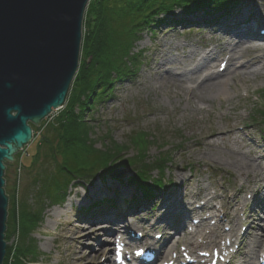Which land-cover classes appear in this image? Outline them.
I'll return each mask as SVG.
<instances>
[{"label": "rangeland", "instance_id": "374dc122", "mask_svg": "<svg viewBox=\"0 0 264 264\" xmlns=\"http://www.w3.org/2000/svg\"><path fill=\"white\" fill-rule=\"evenodd\" d=\"M231 4L232 6L237 4V8L234 7V12L232 11L228 16L225 15L222 18L224 25L207 26L200 11L186 14L185 10L175 9L172 12L174 17L181 16L188 22L176 27L161 24L152 33L142 32L139 40L133 46V52L138 54L137 61L139 63L132 70V74L114 82L110 91L107 92L109 96L93 101L88 111L82 115L85 126L90 129L91 139L96 141V148H102L110 141L125 147L117 160L111 162L112 166L132 158L137 146L129 144V137L135 132L145 133L149 136L145 153L149 162H152L156 157L168 159L161 175L155 170L150 173L151 178L162 180L163 183L160 188L155 189V195L150 200L151 202L149 204L140 202L143 201L142 199H136L134 202L132 197L135 194V187L126 183V179L130 178L133 172V166H116L113 172L119 173L121 177H113L109 174L105 177V182L100 180L103 176L96 174L91 182L83 180V182L73 183L66 190L64 199L57 204L50 203L51 196H47L48 199L44 197L42 202L45 203V210L42 221L30 234L39 252L34 264H73L77 261L79 251H82L86 257H93L92 259L96 262L103 261V264H108L104 260L108 259L110 262L112 253L105 254L104 251L100 253L94 235L86 233L85 241L80 240L79 243H74L71 239V231L75 229V225L88 229L90 225L86 224L87 217L92 218L96 211L102 208V210L107 209L108 207L104 205L109 203L94 206V209L89 207L95 201L111 199V196H114L113 199H121L122 196L119 195V192L122 187L130 193L122 202L123 204L119 205L122 210L127 208L126 205L129 202L136 204L139 201L133 207L141 205L139 208L130 209L127 216L125 215L123 218L128 224L130 222L134 224L133 229L129 230L132 233L139 232L138 234H141V231L145 229L152 236L155 233H160L163 239V229L157 226L154 228L152 224L156 217L165 211L161 206L163 197L174 191L178 194V198L179 195H183L182 199L190 201L193 207L199 206L197 209L202 212L203 216L210 213L200 209L205 201H208L207 206L212 207V214L215 212L222 221L236 213L239 222L236 232H230L229 225L224 223V229L228 228V232L234 236H237L238 230L243 232L250 229L259 235H264V214L255 207V202L264 199V191L260 189L257 193L252 192L254 183L250 181L253 176L250 175L244 179V176H238L234 167L221 159V154L217 155L220 156L219 159L213 158L211 152L209 155H207L208 153L203 154V152H207V149L198 148L199 150L195 151L194 147L195 141L202 134V127L211 123L214 128L226 131L232 123H235L239 135L236 132L229 133L224 143L228 146L233 144L243 153L248 152L251 156H255L264 167V119L260 120L257 115V111L264 112V77L255 76L254 79L251 78L246 82L236 79L231 84V89L227 90V94H222L219 91L211 92L208 94L210 97L208 103L198 104L201 110L203 107L206 108L199 112H195L184 100L185 97L198 95L197 90L187 93L180 85V88L175 85L177 89L173 84H167L165 88H158V85H154L155 79L162 75L163 71L174 73L180 69L191 70L197 63L199 65L207 63L206 67L214 65L216 68L212 70H217L221 61L225 59V55H223L225 52L221 50L222 43L237 41V38L229 34L230 27L242 25L236 24L232 18L237 12L240 13L245 9L253 10L261 23L258 28H255L256 33L259 32V28H264V0H237L232 1ZM252 13L251 16L254 14ZM84 28L82 23V34ZM252 44L249 40L245 42L247 46H253ZM215 48H218L217 52H214ZM161 58L170 61L169 63L164 62L162 68L158 66ZM245 62L246 59L237 58L234 66L238 67ZM259 65L260 63L254 64L253 68L259 67ZM153 66L157 68V71L152 69ZM206 67L199 70L196 74L197 78L205 73ZM231 70L232 67L223 73L225 77L230 76ZM261 72H264V68ZM190 84L186 82L185 85H194ZM182 86L184 85L182 84ZM68 94L64 105L53 110L40 121L33 131L31 141L13 155L12 163H8L4 186L11 200L10 203H14L16 210L12 222L14 232L5 241L11 250L10 255L12 247L19 242L20 219L18 211L20 206L25 204L29 211H36L39 202L37 194L41 189V183L34 182V179L37 175L42 177L44 175L42 171L52 173L54 168L52 161L46 158L48 154L45 155L47 153L45 144L39 148L38 158L31 162L36 150V143L41 137V139L52 141L53 146L57 145V139L53 137L51 126L56 124V119L63 113ZM233 95H236L235 98L227 102L226 100ZM231 105L236 107V111L227 112L233 120L226 122L224 117L219 114L226 113V107ZM240 139L245 141L244 144L240 143ZM222 149L224 152L227 151V149ZM56 157L57 160H60L59 155ZM177 174H181L179 178H177ZM119 179L122 181L119 182ZM227 191L234 194L227 195ZM98 192L100 195H97ZM117 204L114 209L118 207ZM235 207L237 211L234 210ZM83 208H89L91 211H81ZM223 210L228 214L226 219ZM137 211L139 213L135 217H130L131 219L128 217ZM254 212L261 219L259 226L252 218L247 220V217L253 215ZM82 214L84 216H81ZM194 219L198 220L197 217H192L191 221L188 219L185 223L192 225ZM215 219L212 215V219H207L206 224L209 226L215 224ZM99 226L98 224L94 226L98 227V232L96 231L98 234L95 233V235L101 239L103 231ZM196 234H193L194 239H199ZM112 237L110 241H112ZM250 240L251 237H245L241 251L234 258L233 264L242 261L243 253L245 257L249 255L254 257L260 252L263 244L260 247L259 244L250 246L248 244ZM218 244L219 242L216 243V245ZM110 245L111 243L109 244L111 248ZM177 246H181V243L179 242ZM204 248L206 247L198 246L196 252L205 250ZM210 248L211 246L207 248V251L210 252ZM83 263L86 262L83 261Z\"/></svg>", "mask_w": 264, "mask_h": 264}, {"label": "trees", "instance_id": "16d2710c", "mask_svg": "<svg viewBox=\"0 0 264 264\" xmlns=\"http://www.w3.org/2000/svg\"><path fill=\"white\" fill-rule=\"evenodd\" d=\"M232 1L237 0L88 1L83 17L85 30L81 39L79 66L69 88L64 111L56 119V124L51 126L57 145L53 146L52 141L40 137L31 160L33 162L38 158L39 148L45 144L47 149L45 155L48 154L46 158L53 163V172L42 171L44 175L42 177L37 175L34 179V182L41 183V189L37 194L38 208L31 212L25 204L20 206L19 242L12 247L11 255V250L6 245L2 264H34L36 262L39 252L30 234L42 221L45 210L43 198L48 199L47 196H51L50 203L57 204L64 199L66 190L73 183L83 182V180L91 182L96 174L103 176L100 180L105 182V177L111 174L116 166H133L130 178L126 179L128 185L135 187L133 200L153 198L155 189L160 188L163 183L162 180L151 178L150 173L155 170L161 175L168 159L156 157L149 162L145 154L149 136L139 132L131 134L129 144L137 146L134 155L131 159L112 166L111 162L117 160L125 147L110 141L102 148H96V141L91 139L90 129L85 126L82 115L88 111L93 101L109 96L107 92L110 91L114 82L132 74V70L139 63L138 54L133 52V46L142 32L152 33L161 24L179 26L175 23L176 18L172 13L175 9L185 10L186 14L200 11L201 17L209 25L217 26L218 17L221 18L222 23V18L225 15L228 16L233 8L237 7V4L232 6ZM182 22L180 25L188 21L182 20ZM257 115L260 120L264 119V112L261 110L257 111ZM28 124L34 131L35 126L32 123ZM57 155L60 156V160L56 159ZM7 167L8 164L5 165L3 175L5 184ZM4 192L7 194L5 186ZM10 201L8 196L5 241L14 232L12 222L16 210L14 203L11 204ZM107 202V199L98 200L89 208L92 209L94 206Z\"/></svg>", "mask_w": 264, "mask_h": 264}, {"label": "bare ground", "instance_id": "6f19581e", "mask_svg": "<svg viewBox=\"0 0 264 264\" xmlns=\"http://www.w3.org/2000/svg\"><path fill=\"white\" fill-rule=\"evenodd\" d=\"M237 8V7H236ZM86 9V8H85ZM234 12V11H233ZM254 14H253V13ZM232 13V11H231ZM251 13L253 14L251 16ZM186 16V15H185ZM187 17V16H186ZM233 20L236 22V24H242V25H235L230 27V35H233L235 38H237V41L231 42L226 41L222 43L221 50L225 52V64L226 66L222 69L218 70H212L216 68L213 66H207L206 64L199 65L198 63L194 65V67L191 70H185L180 69L178 72H167L163 71L162 75H160L157 79H155V84L158 85V88H165L167 84H173L179 87V85L183 88L184 91L188 92H195L198 91V95L194 97H185L186 104L193 108V110L196 112L203 111L206 109L203 107L201 110V107H198V104L208 103L210 101V97L208 94L214 91H219L222 94H227V90L231 89V84L236 81V79L243 80L246 82L247 80H250L251 78L254 79L255 76H263L264 72H261V70L264 68V48H261L257 45L255 46H247L245 45V42H248V39L252 37V34L255 32V28H258L260 26V20L257 18L256 13L251 9H245L242 12H237L234 16H232ZM221 18L218 17L216 22L217 25H221ZM175 23L178 25L182 24V17L178 16L175 19ZM185 21V20H184ZM224 25V24H222ZM260 44V43H257ZM220 46V45H219ZM81 47V44H80ZM218 48H215L214 52H217ZM239 59H246V62L243 64L238 65V67L234 66L235 60ZM213 59V58H212ZM165 63H169L170 61L165 60L164 58H161V62L158 65L162 68V65ZM259 67H254L253 65L259 64ZM203 67H206L205 73L201 75V77L197 78V73L199 70H203ZM230 67H232V70L230 71V76L227 78L225 77V74H223L226 70H228ZM155 71H157L156 67H152ZM187 83H191L190 85L193 86H187L185 85ZM182 84L184 86H182ZM175 86V88H176ZM180 88V87H179ZM177 89V88H176ZM175 89V90H176ZM235 89V88H234ZM237 90V89H235ZM238 91V90H237ZM236 96V95H235ZM233 95L230 99H227L226 101L229 102L233 98H235ZM226 113H221L222 117L226 120V122H229L233 120V118L227 113L229 111L233 112L236 111V107L228 106L226 107ZM230 112V113H231ZM235 114V113H234ZM239 135L238 133V127L235 125V123H232L231 126L227 128L226 131L222 129H216L212 124H208L204 127H202V134L201 136L195 141L194 147L195 151L199 150L198 148H204L207 149V152H203V154L209 155L211 152V155L213 158L219 159L222 155L221 159H224V162L232 167L235 168V172H237L238 176H244V179H247L250 175L253 176V179L250 182H253L254 188L252 192L257 193L260 189L264 191V167L262 166L261 162L258 158L255 156H251L248 152H242L237 147H235L233 144L231 146H228L224 143L226 140V136L229 133H235ZM244 140L240 139V143L244 144ZM197 148V149H196ZM227 149L226 152L223 151V149ZM180 155H182L180 153ZM263 171V172H261ZM257 172H259L257 174ZM179 175L177 174V178H179ZM181 177V176H180ZM186 180V179H184ZM248 181V180H247ZM243 192V191H242ZM227 195H233L234 193H231V191L226 192ZM129 191L126 188H121L119 195L122 196V198L113 199L114 196H111V199H107L109 204L104 205L107 206V209H100L96 211L94 216L90 218L89 216L86 219V224H89V228H80L74 226L75 229L71 231V239L74 243H79L80 240H86V233H90L94 235V240L97 243V247L100 250L105 252V254H108L112 251L114 247V241L115 238L118 237L119 241H121L122 246L129 250V252L136 251L139 254H145L147 251L148 253H151V260L150 263H147L146 260H143L140 262V264H155L159 257L160 259H167L164 256L162 258V255L164 254V251L169 248L168 256H174L178 257V254L181 253L180 251H183L186 253V257H190L191 255L195 254L196 248L198 246L206 247L204 249L207 250L208 247L211 246L210 250L214 253L209 254L208 260H201L199 258H196L195 264H218L220 261V258L222 256V250L224 249V246L226 243L224 242V239H227V241L230 242V244H234L235 241L238 242V246L236 249H234V245L229 246L231 247V251H234L235 254H239L241 251V246H243V242L245 237L249 236L251 237L250 242L248 243L250 246H255L256 244H259V247L263 244L264 245V235H259L256 232L253 231V229H250L249 231L244 230L243 232H240L238 230L237 236H234V234H231L230 232H236V228L238 225V219L236 217V213H233L230 218L226 219V211L223 210L225 215V221H222L218 216H216V213L214 212L212 214V207L207 206V202L203 204L201 210L209 211L210 216H203L201 211H198L199 206L193 207L190 201L183 200V195H179L176 192L172 191L168 193L165 197H163L161 206L165 209V211L156 217L154 223L152 226L154 228L157 226L158 228L163 229V239L162 236L158 239L152 237L150 232L143 229L141 232V235H138L139 232L132 233L129 231L130 229H133L132 226L134 225L132 222L129 224L123 219L124 216L130 211V209L139 208L141 205H137L136 207H133L139 201H137L136 204H132L136 202H129L127 208L125 210H122L119 205L124 201V199L129 195ZM97 195H100L99 192ZM135 195V194H134ZM133 195V196H134ZM206 195H208L206 193ZM205 195V196H206ZM116 197V196H115ZM133 198V197H132ZM150 200H143L140 202H151ZM84 202L85 199H84ZM118 203V204H117ZM115 204H117V208L114 209ZM123 204V203H122ZM144 207V206H143ZM142 207V209H143ZM222 207L224 209V205L222 204ZM255 207L257 210L262 212L264 214V199L261 201L255 202ZM84 211H91L88 208H83ZM94 209V208H92ZM140 209V211H143ZM237 211V208L234 209ZM87 212V213H89ZM253 212V211H252ZM139 211L134 212V214H130L128 217H135ZM212 215L215 219V224L208 225L206 224L207 219H212ZM254 215V216H253ZM253 215L248 216L247 220H250L249 218H252L253 221H255L256 225L259 226V222L261 219L258 217V214L255 212ZM81 216H84L83 214ZM127 216V215H126ZM197 217L193 220L192 225L189 223H185L188 219H192V217ZM191 217V218H190ZM82 218V217H81ZM131 219V218H130ZM252 222V221H251ZM229 225V231L225 232V224ZM95 224L100 225L99 227L103 233L102 238L99 239L98 235H95L98 227H94ZM162 225V226H161ZM190 225V229H189ZM203 227L200 231H197V229ZM193 231L198 232L196 236L199 239H194L193 237ZM98 232V231H97ZM98 234V233H96ZM114 234V235H113ZM151 235V236H150ZM113 236V237H112ZM112 237V241H110V238ZM84 240V241H85ZM181 243V246H177ZM219 242L218 245L216 243ZM111 243V248L109 247V244ZM216 245V246H215ZM220 245H224L223 248H220ZM258 247V246H257ZM86 248V247H85ZM261 250L260 252L262 251ZM221 249V250H220ZM227 250V249H226ZM123 254L126 255V251L123 249L121 251ZM77 261H75L73 264H84L83 261H85V264H103V261L96 262L92 258L93 257H86L85 254L82 251H79L77 253ZM229 254V253H228ZM243 253V259L238 264H259V258L260 253L255 255L254 257L249 255L246 256ZM144 256H137L136 258H133V261H139L142 260ZM82 261V262H80ZM105 262H108V264H114L113 260L108 261V259L104 260ZM176 264H179V260L175 259ZM226 264H233V261H229Z\"/></svg>", "mask_w": 264, "mask_h": 264}, {"label": "water", "instance_id": "95a60500", "mask_svg": "<svg viewBox=\"0 0 264 264\" xmlns=\"http://www.w3.org/2000/svg\"><path fill=\"white\" fill-rule=\"evenodd\" d=\"M89 0H0V264L8 197L5 165L61 108L78 69ZM121 177L119 173H111Z\"/></svg>", "mask_w": 264, "mask_h": 264}]
</instances>
